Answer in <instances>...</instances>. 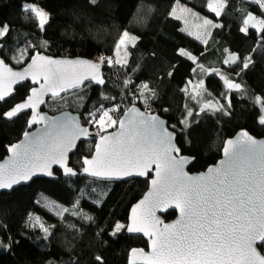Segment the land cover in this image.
I'll use <instances>...</instances> for the list:
<instances>
[{
  "label": "trees",
  "instance_id": "obj_1",
  "mask_svg": "<svg viewBox=\"0 0 264 264\" xmlns=\"http://www.w3.org/2000/svg\"><path fill=\"white\" fill-rule=\"evenodd\" d=\"M207 1L0 0V28L7 25L9 29L0 37V55L15 67L25 64L36 51L61 57H103V87L88 83L58 99L49 98L44 110L51 114L76 112L81 123L93 130L89 120L94 118L89 113L95 112L96 119L101 114L98 109L119 106V117L135 104L167 121L176 133L181 154L194 158L188 170L198 172L219 159L223 142L238 130L264 138V124L260 123L264 115V30L250 27L241 31L249 14L264 18V10L253 0H220L223 12L217 16L207 9ZM29 2L47 11L49 19L43 30L34 15L24 11ZM179 2L219 27H212L205 41L187 34L172 15ZM126 31L137 39L116 63V46ZM20 50L27 57L15 65L11 58ZM229 53L238 57L236 63H224ZM249 56L252 63L244 69L243 61ZM218 73L240 84V89L228 92ZM29 88L25 83L12 98L0 101V159L6 147L19 140L28 118L23 113L6 120L3 114L23 100ZM257 96L261 103L256 102ZM203 98L217 102L218 108H202ZM148 105L151 110H146ZM92 150L93 142L80 143L70 156V166L79 171L81 159ZM146 188L143 179L102 182L80 175L63 178L58 173L55 180L39 178L0 193V242L7 246H0V264H101L97 256L103 264H128V251L147 245L142 237L124 231L131 205ZM40 195L68 211L59 217L43 211L36 203ZM34 215L44 219L47 234L31 224ZM174 216L172 211L163 217L168 221ZM117 223L124 227L113 235ZM259 249L264 254V245Z\"/></svg>",
  "mask_w": 264,
  "mask_h": 264
},
{
  "label": "snow or ice",
  "instance_id": "obj_2",
  "mask_svg": "<svg viewBox=\"0 0 264 264\" xmlns=\"http://www.w3.org/2000/svg\"><path fill=\"white\" fill-rule=\"evenodd\" d=\"M91 2L95 3L96 0ZM253 2L264 10V0ZM223 6L221 3V10ZM23 7L26 13L34 15L43 30L49 19L48 14L31 4ZM209 8L217 16L221 14L211 3ZM174 13L175 9L172 14ZM250 20H255L251 14L244 20L242 32L247 31ZM204 23L209 25L211 21L205 20ZM257 24L261 26L257 31L264 30V19L257 20L252 27ZM8 31V26L4 25L0 28V37L5 36ZM136 39L137 37L124 32L116 47L119 49L126 42L135 44ZM180 51L182 55L195 60L184 50ZM100 60L101 63L104 62L103 57ZM237 60L238 57L231 54L224 63H236ZM108 63L111 64L112 60H108ZM116 63L120 61L117 60ZM251 63V57H246L243 61L244 69ZM77 66L91 70V74L78 76ZM99 67L98 63L83 60H52L37 55L24 72L14 73L0 60V100L11 90H5L6 72L15 78L12 83L25 79L34 70V82H38L39 75L44 77L40 90L33 89V95L27 102L17 104L4 115L11 119L23 109L32 108L33 116L29 120V126L38 123L44 117L37 118L34 97L42 103L40 96L44 92H51L56 97L68 88H79L85 79L103 84ZM225 82L229 88L239 90L241 87L237 83ZM128 83L125 81V86ZM142 87L146 90L148 85L144 84ZM256 102L261 103L259 96L256 97ZM109 111L115 109H98L97 112L101 113L99 119H95V112L89 113L94 118L89 123L95 122L103 130L107 119V127H111L117 121L112 119ZM125 116L127 119L119 121L118 133L100 137L95 145V154L91 159L83 160V171L90 176L111 179L120 178L121 175L143 176L155 166L152 190L133 209V223L127 228L129 232L143 231L150 237L152 252L144 256L145 264H264V255L257 251L258 245H264V142L253 139L247 132H241L236 140L226 142L225 160L218 166L210 167L207 172L199 175H189L184 171V166L194 158L179 155L180 149L173 143V134L167 131L163 121L156 116L145 117L135 108L129 109ZM260 123L264 124V115L261 116ZM24 135L25 141L9 146L10 158L0 163V189H11L15 184L31 179L38 171L51 175L49 169L52 164H58L65 175H76L67 166L68 153L76 147V141L81 136L89 135L88 130L81 127L78 121L71 117L53 120L39 135L27 132ZM168 202H174L180 216L174 223L166 224L160 229L156 227L160 221L155 218L154 209ZM142 205H147V208L138 218L136 211ZM141 224H147L152 231L141 227ZM123 227L124 225L117 223L112 234L115 235ZM43 231L48 233L47 228H43ZM0 246L7 247L2 242ZM136 254L137 250H133V255ZM139 254L144 255L142 252ZM96 260L103 264L100 256ZM129 264L135 262L130 260Z\"/></svg>",
  "mask_w": 264,
  "mask_h": 264
},
{
  "label": "water",
  "instance_id": "obj_3",
  "mask_svg": "<svg viewBox=\"0 0 264 264\" xmlns=\"http://www.w3.org/2000/svg\"><path fill=\"white\" fill-rule=\"evenodd\" d=\"M1 50H2V44L0 43V52H1ZM37 55H40V56H43V57H46V58H49V59H52V60H70V61L83 60V61H88L90 63H96L92 58L89 59V58H83V57H61V56H52V55L46 54L44 52H39V51L34 52L30 56V58L26 61V63L23 64V65H21L20 67H15V66L11 65L10 63L6 62L1 55H0V60H2L4 62L5 67L7 69H10L11 72L20 73V72H24V70L27 69L29 67V65L32 64V58L35 57V56H37ZM76 73H77L78 76L90 75L91 74V70H89L87 68H84V67L77 66ZM34 74H35V70L32 73H29L26 76L25 79L19 80L17 83H12L11 82L15 78L14 77H11L7 72L4 74V78H5V85H4L5 86V90L7 91L9 88L11 90H10L9 94L6 95L3 100H0V101H4V100H8V99L12 98L15 95L16 89L19 86H21V85H23L25 83H28L29 86H30V88L28 90V93L25 96V98L23 100L17 102L16 104H14L11 108H9L4 113H6L8 111H11L17 104H21V103L27 102L28 101V98L33 95V93H32V90L33 89L40 90L41 84L44 83V77H43V75H39L38 76V82H34L33 81V75ZM99 75H100V78H102L104 80V83L103 84H98L94 80H91V79H85L83 81V84L79 88H68L66 92H61L56 97H53L52 94H51V92H44L43 95L40 96V99L43 100L42 103H39L36 100V98L34 97L33 98V103L35 104V111H36V114H37V118L39 119L40 117H44V119L43 120H40L38 123H33L31 126H29V120L32 119V116H33V110H32V108L23 109L22 111H20L16 116L12 117L11 119L7 118L3 114V118L4 119H6V120H12V119L18 117L19 115H21L23 113H28L27 126H26L25 131L22 133V135L19 138V140L15 141L11 145L20 144V143L24 142L25 141V135H24L25 132L29 133L30 135H39L40 133H42L44 131V129L48 126V124L51 121H53V120H62L65 117H71L74 120L78 121V123H79V125L81 127L86 128L88 130L89 135L86 136V137L85 136H81L80 139H78L76 141V147L73 148L68 153L67 166L68 167H71L76 172V175H74V176H72V175H65L64 174V170L58 164H52L51 167H50V169H49L51 171V173H52L51 175H45V174H43V172L38 171L37 174L34 175V176H32L31 179H29L27 181H22L19 184H15L11 189H0V193H2V192H7V193L8 192H11L12 190H14L16 188H18L20 186L28 185L33 180L39 179V178L49 179V180H55V179L58 178V174H56L54 172L55 170H58L63 178H74L75 176L80 175V176L85 177V178L93 179V180H96V181H102V182H124V181H129V180H132V179H143V180H147V188H146L145 192L143 193V195L135 203H133L131 205V207H130V209L128 211L127 222H126V226H125V229H124L125 233L128 236H132V237H142L146 241V243H147L146 249L140 248V247H133V248H131L128 251L127 263L129 264V261L130 260H133L135 262V264H145V262H144V256H148L152 252L150 237L149 236H146L143 231H140V232H129L127 230V228H128V226L130 224L133 223V220H132V217H133V209L136 208L137 205H140L141 201H143L145 199V197L148 195V193L152 190V183H151V181L153 179H155V166L153 165L152 168L147 171V174L146 175H143V176L133 174V175H130V176H123V175H121L120 178L113 177L111 179H107V178L90 176L87 173H85L83 171V167H84L83 160L85 158H88V159H91L92 158V156L95 154V145L97 144V142H99V139H100L101 136H111V135L116 134V133H118L120 131V127H119V121H120V119H127V117L125 116V113L128 112V110L129 109H132V108H135L138 112L143 113L145 117L156 116L161 121H163L164 127L167 129V131L173 134V143L176 145V147H178L177 142H176V133L168 127L167 121L164 118H162L159 114L146 112V111L142 110L139 106H137L135 104L129 106L127 109H125L121 113V115L119 116V118L117 120V123H116V126H115L114 129L109 130V131H105V132H103L101 134H96L88 126L83 125L81 123L79 114L76 113V112H73V111H70V110H62V111H59L57 113L51 114V113H48L47 111L44 110V107L46 105V102H47V100L49 98H51V99H58V98H60L63 95H66L68 93H71L73 91H76V90H79V89L83 88L88 83L93 84V85H95L97 87H103L104 84H105V79H104V76H103V68H102V65H100V67H99ZM231 89H233V88H231ZM241 132H247L248 135H250L253 139H255L257 141L264 142V138H257L255 136L251 135L247 130L240 129L233 136L228 137V138L225 139V141L223 142L222 149H221L220 157H219V159L215 163L208 165L204 170H201V171H198V172H190L188 169H189V167L191 166V164H192V162L194 160V159H192L190 163H188V164H186L184 166V171L187 172L189 175H199L201 173L207 172V170L210 167L218 166L222 160H225L224 148H225L226 142L229 141V140H236L237 137H238V135ZM82 142H93V150H92L91 155L86 156V157H83L81 159V168L78 171V170L74 169L72 166H70L69 162H70V156L76 151L78 145L80 143H82ZM11 145H9V146H11ZM9 146L6 147V154H5V156L2 159H0V163H4L8 158H10L11 154L8 151ZM179 155L180 156H183V157L193 158V157L188 156V155H182L181 154V151H180ZM133 172H135V170H133ZM146 208H147V205H142L140 208H137L136 216L138 218L141 217L142 214L145 212ZM172 211L175 213V216L172 219H170L168 221H165L163 216L166 213L172 212ZM154 215H155V218L160 221V223L158 225H156V227H158L160 229H163L164 225H166V224H172L177 219H179L180 213H179V210L175 208L174 202H168V203H162L158 207H156L154 209ZM140 226L146 228V230H148L149 232L152 231L151 227H149L147 224H141ZM259 246L260 245L257 246V251L261 255H264L260 251ZM133 250H137V254L136 255H133ZM141 252L144 254L143 256H141L139 254Z\"/></svg>",
  "mask_w": 264,
  "mask_h": 264
},
{
  "label": "rangeland",
  "instance_id": "obj_4",
  "mask_svg": "<svg viewBox=\"0 0 264 264\" xmlns=\"http://www.w3.org/2000/svg\"><path fill=\"white\" fill-rule=\"evenodd\" d=\"M209 3L212 4V6L214 8L217 9V11H220L221 13L223 12V9L221 10L220 8V4L222 3L220 0H208L207 1V9L210 10L209 8ZM26 4H31L34 5L40 9H42L43 11H45L47 13V11L41 7L39 4L34 3V2H29ZM223 4V3H222ZM175 9V13L172 14L175 18H178L181 22H182V28L183 30L195 37L200 39L201 41H205L212 29V25H214L212 22L209 25H205L204 21L208 20L207 18L203 17L201 14L196 13L195 11H193L191 8H189L187 5H185L182 2L177 3L174 8ZM211 11V10H210ZM213 12V11H212ZM173 13V11H172ZM215 13V12H213ZM48 14V13H47ZM216 15V13H215ZM253 17H255V20H250L249 21V25L247 26V29L252 27L253 24L256 23L257 20H262L264 18H260V17H256L254 15H252ZM248 17V16H247ZM247 19V18H246ZM209 21V20H208ZM243 27H245L244 23H243ZM261 26L259 24H257L256 27H252V28H260ZM127 32V31H126ZM130 36H134L133 33L128 32ZM120 40V39H119ZM119 42V41H118ZM131 42H126L125 45H122L119 49H117L116 47V53H115V61L119 60L122 61L125 55V50L126 47L128 45H130ZM26 51L24 50H20L15 52V54H13L11 61L13 62V64L15 65H19L21 63H23L26 59ZM232 53H229V55H231ZM96 63H98L99 65H101V60L99 57L95 56L92 58ZM110 60V59H109ZM112 62H114V58L112 59ZM228 64V63H227ZM220 74V73H218ZM221 78L223 77V82H224V86L226 88V90L229 92L230 88L228 87V85L226 84V80L233 82L232 80H230V78H228L226 75H224L223 73L220 74ZM202 83L198 84V90H199V86H201ZM201 93L202 91L199 90ZM204 100V98L202 99V101ZM205 105H208V107H205ZM201 107L206 109H216L218 108V104L217 102L213 101V100H206L203 101L201 104ZM119 106H113L111 108H108L106 110H111V109H115V111H109V115L112 117L113 120L117 121L119 117H117L116 113L118 111ZM99 119V116L96 118ZM109 122L107 121V119H105V124L106 127L101 130L100 126L98 124H96L95 122H93V131L97 134H101L105 131H109L111 129H114L116 124L112 125L111 127H107V124ZM36 203L38 205V207H40L43 211H46L54 216H60L63 213V209L64 207H62L61 205H59L58 203L50 200L49 198L45 197V196H38V198L36 199ZM31 224L34 225L37 228H40L43 230V228H46V222L44 221V219H42L41 217H39L38 215H34L33 218L31 219ZM41 225H43V228L41 227Z\"/></svg>",
  "mask_w": 264,
  "mask_h": 264
},
{
  "label": "built area",
  "instance_id": "obj_5",
  "mask_svg": "<svg viewBox=\"0 0 264 264\" xmlns=\"http://www.w3.org/2000/svg\"><path fill=\"white\" fill-rule=\"evenodd\" d=\"M97 57L101 58V56H97ZM146 110H151V106L148 105V106L146 107Z\"/></svg>",
  "mask_w": 264,
  "mask_h": 264
},
{
  "label": "flooded vegetation",
  "instance_id": "obj_6",
  "mask_svg": "<svg viewBox=\"0 0 264 264\" xmlns=\"http://www.w3.org/2000/svg\"><path fill=\"white\" fill-rule=\"evenodd\" d=\"M54 172H55L56 174L60 173L58 170H55Z\"/></svg>",
  "mask_w": 264,
  "mask_h": 264
}]
</instances>
